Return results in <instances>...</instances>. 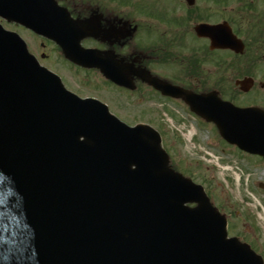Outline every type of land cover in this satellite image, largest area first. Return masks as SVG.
<instances>
[{"label": "water", "instance_id": "obj_1", "mask_svg": "<svg viewBox=\"0 0 264 264\" xmlns=\"http://www.w3.org/2000/svg\"><path fill=\"white\" fill-rule=\"evenodd\" d=\"M0 17L55 41L73 62L99 68L107 79L131 88L124 77L131 66L117 69L93 51H81L76 41L66 43L70 23L51 0H0ZM195 31L210 40V49L243 53V44L226 25ZM133 75L216 121L215 98L162 84L147 73ZM158 142L149 128H128L98 103L63 91L55 77L38 68L18 37L0 27V183L39 185L40 193L23 196L62 197L64 208H80V215L69 218L72 229L57 237L34 236L51 257L37 264H252L251 252L225 239L223 221L214 230L207 228L206 222L221 221L219 217L183 215L191 212L182 207L185 202L202 204L194 212H214L201 187L165 170ZM232 142L250 152L247 131H236ZM71 198L91 205L73 204ZM9 238L20 245L16 258L34 252L18 231ZM12 250L6 243L0 250L4 264H17Z\"/></svg>", "mask_w": 264, "mask_h": 264}, {"label": "flooded vegetation", "instance_id": "obj_2", "mask_svg": "<svg viewBox=\"0 0 264 264\" xmlns=\"http://www.w3.org/2000/svg\"><path fill=\"white\" fill-rule=\"evenodd\" d=\"M54 2L67 14L73 34L77 35L83 49L94 50L98 57L113 59L119 66L132 63L139 72H148L161 83L193 93H213L221 102L249 109L248 122L262 144L263 156L243 153L228 144L224 140L223 125L202 123L214 129L220 153L228 150L247 157L251 167L262 171L264 178V0H251L248 6L235 7L224 5V0H195L193 6H188L185 0ZM234 8L255 13L236 14L241 20L236 25L232 22L235 15L230 13ZM246 16L253 20L243 25ZM223 22L230 23L232 33L241 39L247 53L236 55L230 51L210 50L209 40L197 37L194 32L199 25L214 26ZM146 54L153 58L152 64L144 59ZM223 55H226L225 60L221 58ZM150 65L154 66V71ZM172 69L176 76L170 72ZM80 70L91 71L83 67ZM125 75L136 91L145 87L158 98L171 101L133 77L131 72ZM218 114L219 122L226 119L229 126L234 123L231 108L226 112L220 109ZM227 130L231 133L230 127ZM259 186L264 190V184ZM223 217L228 223L230 215Z\"/></svg>", "mask_w": 264, "mask_h": 264}, {"label": "rangeland", "instance_id": "obj_3", "mask_svg": "<svg viewBox=\"0 0 264 264\" xmlns=\"http://www.w3.org/2000/svg\"><path fill=\"white\" fill-rule=\"evenodd\" d=\"M0 24L19 34L28 51L41 55L43 63L60 74L67 88L79 97L99 99L112 115L129 126L145 124L156 130L160 134L158 147L166 154L172 170L202 186L219 212L230 215L228 235L248 243L264 259V190L259 186L264 184V178L262 171L251 167L247 157L228 150L220 154L214 129L203 125L183 103L164 101L145 87L134 93L111 87L95 71H82L65 62L54 45L32 32L1 19ZM221 58L225 60L226 55ZM144 59L153 62L148 54ZM150 69L154 71V66L150 65ZM170 72L174 76L175 70Z\"/></svg>", "mask_w": 264, "mask_h": 264}, {"label": "trees", "instance_id": "obj_4", "mask_svg": "<svg viewBox=\"0 0 264 264\" xmlns=\"http://www.w3.org/2000/svg\"><path fill=\"white\" fill-rule=\"evenodd\" d=\"M239 3L248 4L249 2L248 1H246V2L239 1Z\"/></svg>", "mask_w": 264, "mask_h": 264}]
</instances>
